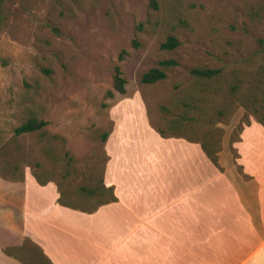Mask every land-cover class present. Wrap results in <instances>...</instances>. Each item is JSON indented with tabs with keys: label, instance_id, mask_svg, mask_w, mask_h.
Returning <instances> with one entry per match:
<instances>
[{
	"label": "rangeland",
	"instance_id": "1",
	"mask_svg": "<svg viewBox=\"0 0 264 264\" xmlns=\"http://www.w3.org/2000/svg\"><path fill=\"white\" fill-rule=\"evenodd\" d=\"M151 2L0 3V177L20 180L28 172L37 174L68 190L79 206L92 208L95 202L76 190L107 170L119 129L146 128V113L152 128L194 138L207 133L236 160L241 130L248 120L264 117V50L259 44L264 0H156V7ZM170 36L180 45L163 49ZM169 59L177 65L167 69V79L142 82L145 72ZM116 66L127 81L126 94L109 97ZM194 68L222 72L205 82L195 78ZM191 95L205 99L210 110L201 121L212 122V130L170 126ZM30 118L48 125L16 135L15 129ZM104 132L111 133L106 143ZM87 217L79 214L78 220L93 222ZM198 221L200 226L222 224L204 216ZM12 252L27 264L44 262L33 247Z\"/></svg>",
	"mask_w": 264,
	"mask_h": 264
},
{
	"label": "crops",
	"instance_id": "2",
	"mask_svg": "<svg viewBox=\"0 0 264 264\" xmlns=\"http://www.w3.org/2000/svg\"><path fill=\"white\" fill-rule=\"evenodd\" d=\"M150 124L146 113L143 130L116 132L104 180L118 201L94 213L60 205L58 186L30 172L0 177V264H24L5 248L27 238L54 264H264V126L244 128L236 160L221 150L220 170L201 144Z\"/></svg>",
	"mask_w": 264,
	"mask_h": 264
},
{
	"label": "trees",
	"instance_id": "3",
	"mask_svg": "<svg viewBox=\"0 0 264 264\" xmlns=\"http://www.w3.org/2000/svg\"><path fill=\"white\" fill-rule=\"evenodd\" d=\"M4 0H0V3ZM152 7L157 6L156 0H152L151 2ZM0 27H1V19H0ZM260 46L264 50V39L259 40ZM180 45L179 40L174 37L170 36L166 42H164L161 46L163 49L166 50H172L177 48ZM121 60H123V55H121ZM177 65V61L174 59L169 60H162L159 62V65L157 67L151 68L147 72L143 74L142 82L146 85H152L156 84L160 81H163L167 79V69L173 68ZM222 70L220 68L213 69V68H194L192 70V74L195 76L197 80L200 81H211L213 79L218 78L221 75ZM126 84L127 81L123 77V71L121 66H116L114 74H113V89L109 90L108 96L113 97L115 92H118L120 94H126ZM186 101H182V111L179 113L174 119H172L169 124L172 127L173 130H182L183 128H189L194 125H199L204 128L206 131H210L213 129L211 128L212 122L208 121L207 123L201 121V118L204 117V115L209 114V109H207L205 105V99L202 97L200 98H192V95L185 99ZM218 114L223 115V110H219ZM149 115V114H148ZM151 120V117L149 118ZM257 122L262 124L264 126V117H258ZM48 125V122L45 120H40L37 118H30L24 123H22L20 126H18L15 129L16 135H22L26 133H32L36 131H40L44 129ZM251 125V122L247 121V126ZM213 126V125H212ZM156 130L160 133V135L164 138H170V137H182L185 138L191 142H196L201 144L202 149L208 156V158L211 160V162L218 167L220 170H222L220 164H219V153L221 151V147L218 142L215 140H212L207 133L203 135V137L194 138L189 137L186 134L183 133H166L161 128H156ZM244 128L241 130V133L243 132ZM111 133L110 132H104L101 135V140L103 143H106L108 140V137ZM241 135V134H240ZM237 142L241 141V138L238 137L236 140ZM235 155L236 158L238 157L237 150L235 149ZM109 159V157H108ZM107 159V160H108ZM73 158L69 157V162L73 163ZM106 168V167H105ZM105 168L102 171V174L100 175L99 179L95 180L94 178L89 179V183L81 185L77 190L76 193L80 195V197H83L87 199L88 201L95 202V205L92 208H84L79 206L74 199L69 198V191L62 189L58 185V190L60 193V197L58 199V203L62 206L79 210L81 212L85 213H94L100 206L117 202L118 198L116 197L114 193V187H108L105 184L104 180V174H105ZM94 170H96L94 168ZM70 173L67 174V176ZM38 182L42 185L48 184V182H52V180L44 181L42 180L39 175L34 174ZM35 248L38 252H40L41 256L43 257L44 262L42 264H54L51 259L44 253L42 248L34 243L31 239L27 238L24 242V244L19 248H12V247H6L5 252L9 255L14 254L13 250H30V248ZM20 258V257H19ZM21 259V258H20ZM22 260V259H21ZM24 264H27L24 260H22Z\"/></svg>",
	"mask_w": 264,
	"mask_h": 264
}]
</instances>
